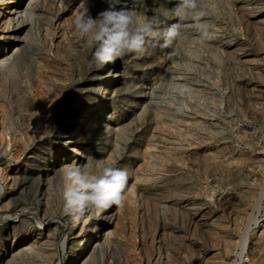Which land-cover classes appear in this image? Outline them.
Instances as JSON below:
<instances>
[{
    "label": "rangeland",
    "instance_id": "374dc122",
    "mask_svg": "<svg viewBox=\"0 0 264 264\" xmlns=\"http://www.w3.org/2000/svg\"><path fill=\"white\" fill-rule=\"evenodd\" d=\"M178 2L128 6L167 26ZM201 2L207 38L186 22L173 47L96 68L73 21L105 0H0V264H70L58 169L112 158L123 204L97 231L80 218L81 264H264V0ZM81 117L73 152L60 133ZM36 185L44 205L25 214Z\"/></svg>",
    "mask_w": 264,
    "mask_h": 264
},
{
    "label": "clouds",
    "instance_id": "9594fccd",
    "mask_svg": "<svg viewBox=\"0 0 264 264\" xmlns=\"http://www.w3.org/2000/svg\"><path fill=\"white\" fill-rule=\"evenodd\" d=\"M108 7L95 17L82 9L74 18V31L88 50L89 67L101 68L126 56L147 55L156 47L170 48L176 41L187 38L183 31L185 23L207 38L210 24L202 20L207 6L201 0H179L173 15L175 23L164 26L163 13L149 16L135 7H129V0H105ZM132 4L142 0H131ZM120 5V7H117ZM33 13L28 19L34 22ZM179 55L175 50L169 58ZM61 178V211L73 221H79L85 213L103 218L113 205L123 204V194L129 179L126 168L117 166L115 158L106 160L89 159L84 164L68 162L58 169Z\"/></svg>",
    "mask_w": 264,
    "mask_h": 264
},
{
    "label": "bare ground",
    "instance_id": "6f19581e",
    "mask_svg": "<svg viewBox=\"0 0 264 264\" xmlns=\"http://www.w3.org/2000/svg\"><path fill=\"white\" fill-rule=\"evenodd\" d=\"M101 92H102V95L105 96V90L101 89ZM61 118L62 117H60V120H62ZM80 119H81V121H79V122L78 121L69 122L67 129L61 127L63 131H62V133H60V135L63 134V135H61L63 137V139H61V137H60V141H64L68 146H70L72 148L71 150L73 152H79L80 149L84 145V143L82 142V138H83L84 135L82 133L83 129L81 128V124H82L83 121H85V118L81 117ZM94 121L97 122V119H95ZM58 135L59 134H57V136ZM2 182L3 181L0 180L1 193L5 194L6 189H5V186L3 185ZM39 183H38V185H39ZM38 185H36V187H35V194H34V198H33V203L35 205L32 208H30L31 210L30 209H27V210L25 209L24 210L26 212L25 214H35L40 209L38 205H44L45 194H44L43 189H41V187H39ZM263 196H264V189H263V191L261 193V196L259 198V202L262 200ZM5 217L11 218L13 220L15 219L14 217H11L9 214L5 215ZM88 217H89V221H90L93 229H95L96 231H97V229L100 230V229L105 228L106 221H101L102 220L101 218L97 219L94 214H89L88 213ZM78 226H79V221H71L69 223V228H68L69 229V234L70 233L73 234V237H74V244H73L72 250H71L72 260H69L70 264H81V260H82L81 258L83 256L84 249L86 247V243L88 242V237L86 235L82 234V232H80ZM39 227H40V229H44V226L42 224ZM250 237H251L250 236V230L248 229V231L242 235V242L240 244V251L238 252V255L242 259L248 255ZM66 247H67L66 239H63L62 242L60 243V249L64 251Z\"/></svg>",
    "mask_w": 264,
    "mask_h": 264
}]
</instances>
